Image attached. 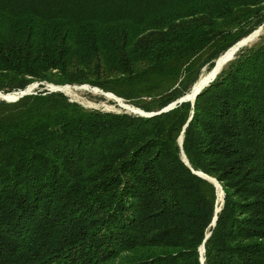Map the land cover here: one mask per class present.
<instances>
[{"label": "trees", "instance_id": "trees-1", "mask_svg": "<svg viewBox=\"0 0 264 264\" xmlns=\"http://www.w3.org/2000/svg\"><path fill=\"white\" fill-rule=\"evenodd\" d=\"M263 22L264 0H0V91L156 112ZM34 91L0 100V264H202V243L204 264H264V35L150 117Z\"/></svg>", "mask_w": 264, "mask_h": 264}, {"label": "water", "instance_id": "water-1", "mask_svg": "<svg viewBox=\"0 0 264 264\" xmlns=\"http://www.w3.org/2000/svg\"><path fill=\"white\" fill-rule=\"evenodd\" d=\"M264 24V22H263ZM262 26H260L258 29L256 30H253L251 33H249L247 36L241 38L239 41H237L236 43H234L232 46H230L225 52H223V58L220 60L218 56V58L215 60V64L214 66L211 68L210 70V73H212V79H210L209 82H211L215 77L216 75L222 70L223 67H221V64H227L229 61H231L233 58H234V52L239 50L240 47L242 46H245L247 44V42H249L250 40H252L254 38V36L258 35L259 31L261 30ZM208 83H206V85H204L203 87H201L202 85H196L197 81L192 85L191 87V90L190 92H188L187 94H185L184 96L180 97L179 99L175 100L174 102L168 104L167 106H165L164 108H162L161 110L159 111H156V112H145L144 110L138 108V107H135L133 105H131L133 108H136L138 111H133V113H136V114H139L141 116H146V117H150V116H153V115H157V114H160L162 112H166L172 108H174L177 103H181L183 101H190L192 104L194 103L195 99H196V96L201 92V90L207 86ZM39 83V82H38ZM39 84H43V83H39ZM45 85H49V88H46V90L48 91H60V92H63L60 88L62 87H65V86H71V87H79V86H75V85H69V84H65V85H55V84H49V83H44ZM34 86V83L32 84H29L27 85L24 89H21V90H17V91H13V92H7V93H3L2 91H0V94L2 95H11L12 97L11 98H8V99H3L7 102H13V101H16L17 99H19L20 97L26 95V94H31V93H35V91H32V88ZM82 87H85L84 85H82ZM97 89H99L98 87H95ZM102 90V89H100ZM104 94H106V92L103 91ZM110 94H112L115 98L117 99H120V100H124L123 98L113 94L112 92H108ZM190 93V94H189ZM121 105L123 108H127L129 109L130 105L129 104H126V103H123L122 104H119ZM182 141H183V134L181 133L179 138H178V143L180 145V147H182ZM181 155H182V159L183 161L188 164V160L183 152V150L181 151ZM193 172L205 179H207L208 181L212 182L214 184V186L216 187V189L218 188H221V185L219 184V182L215 179V178H212L204 173H202L201 171H194ZM221 192L223 193V190L221 188ZM224 195V193H223ZM216 203H217V200H216ZM221 205L223 204V199H222V202L220 203ZM221 209V206H219V208H215V213L217 211H219ZM216 215L213 217V220L211 222V225L214 226L215 224V221H216ZM210 235V232L206 234V237L205 239ZM204 239V241H205ZM199 252H200V261L202 264L203 261H204V257L202 255V252L204 253V244L202 243V245L200 246L199 248Z\"/></svg>", "mask_w": 264, "mask_h": 264}, {"label": "rangeland", "instance_id": "rangeland-1", "mask_svg": "<svg viewBox=\"0 0 264 264\" xmlns=\"http://www.w3.org/2000/svg\"><path fill=\"white\" fill-rule=\"evenodd\" d=\"M260 26H262V28L259 31L258 35L254 36V38L252 40L247 42V44L245 46H242V47L251 46L252 44L256 43L260 39V36L264 35V24L262 23ZM259 27H257L256 29H258ZM242 47H240V48H242ZM237 52H238V50L234 52V54H233L234 57H235V54ZM204 69L205 68H203V70ZM32 83H34L32 91H34L36 89L43 90V89L49 88L48 84L45 85L43 83L45 86L43 88H39L40 84L37 81L32 82ZM32 83H30V84H32ZM49 84H52V83H49ZM82 85L87 86V87H82ZM75 86H79V87H71V86H69V88H72V89L75 90V92H73L72 94H67L63 90L62 91L68 96V98L71 101L78 102L79 104H81L85 108L98 109V110H102V111L133 113L131 110H129L127 108H123L121 105H119V102L122 101V100H117L112 95H109V94H103L102 93L103 90L100 91V90L95 88L97 86H90L89 84H81V85H76L75 84ZM104 92H106V91H104ZM106 93H108V92H106ZM0 100H3V99H0ZM123 103L129 104L130 106L132 105L130 103H127L125 100H123ZM133 114H136V113H133ZM216 191H217V195H218V188L216 189ZM223 197H224V195H223ZM216 200H217V198H216ZM216 206H217V203H216ZM220 206H222V205H220Z\"/></svg>", "mask_w": 264, "mask_h": 264}, {"label": "bare ground", "instance_id": "bare-ground-1", "mask_svg": "<svg viewBox=\"0 0 264 264\" xmlns=\"http://www.w3.org/2000/svg\"><path fill=\"white\" fill-rule=\"evenodd\" d=\"M223 53L220 55L219 59L221 60L223 58ZM222 61V60H221ZM224 63L221 64V67H224ZM212 73H210V70H206L204 69L202 71V73L199 75L198 79H197V83L196 85H202L201 87H203L204 85H206V83H208L210 81V79H212ZM87 87V86H85ZM61 90H63L64 92H66L67 94H72L73 92H75L74 89L72 88H69V86H65V87H62L60 88ZM97 89V88H96ZM100 90V89H98ZM101 91V90H100ZM103 93V92H102ZM191 93V92H190ZM189 93V94H190ZM104 94V93H103ZM106 94H109V95H112L110 93H106ZM113 96V95H112ZM12 96L11 95H2L0 94V99H8V98H11ZM114 97V96H113ZM115 98V97H114ZM117 99V98H115ZM117 100H120V99H117ZM123 100L119 102V104H122ZM129 110H131L132 112L133 111H138L136 108H133L132 106H129ZM222 199H223V193L221 192V188L218 187V195H217V206L216 208H219V206L221 205L220 203L222 202ZM202 255H203V252H202Z\"/></svg>", "mask_w": 264, "mask_h": 264}]
</instances>
